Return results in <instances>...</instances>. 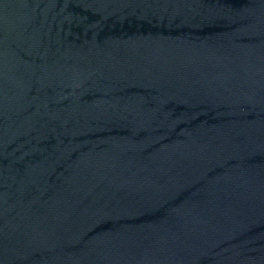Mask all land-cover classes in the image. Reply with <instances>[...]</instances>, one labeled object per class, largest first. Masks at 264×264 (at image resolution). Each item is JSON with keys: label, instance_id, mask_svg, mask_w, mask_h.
Masks as SVG:
<instances>
[{"label": "water", "instance_id": "95a60500", "mask_svg": "<svg viewBox=\"0 0 264 264\" xmlns=\"http://www.w3.org/2000/svg\"><path fill=\"white\" fill-rule=\"evenodd\" d=\"M0 264H264V0H0Z\"/></svg>", "mask_w": 264, "mask_h": 264}]
</instances>
